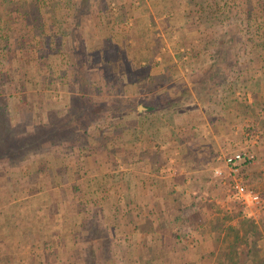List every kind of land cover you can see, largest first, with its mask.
<instances>
[{
    "label": "rangeland",
    "instance_id": "1",
    "mask_svg": "<svg viewBox=\"0 0 264 264\" xmlns=\"http://www.w3.org/2000/svg\"><path fill=\"white\" fill-rule=\"evenodd\" d=\"M76 1L0 0V176L11 182L12 196L36 179L51 186L57 176L62 185L75 186L71 174L78 180L109 171L108 181L121 179L122 187L130 181L135 196L160 201L177 225L198 224L202 231L237 226L238 215L246 213L230 196L218 157L243 147L248 129L259 135L254 147L264 152L261 99L252 108L253 96L252 103L245 100L246 91L257 94L264 86L257 81L262 72L255 51L256 42H264L258 16L264 0H230L250 6L257 14L253 23L235 7L218 15L209 0H79L83 11ZM138 105L144 106L140 112ZM34 137L38 143L26 145ZM103 151L112 159L97 163ZM92 152L95 163L86 160ZM255 161L247 176L256 184L264 178V155L255 153ZM233 218L238 222L227 225ZM94 219L99 225L101 218ZM259 226L264 240V221ZM103 242L104 248L116 244ZM234 250L226 247L224 262L253 264L260 256ZM176 251L159 254L173 264H186V258L202 264ZM92 256L101 254L81 252L76 262H105L92 263ZM126 256L124 264L130 263ZM107 257L116 264V253Z\"/></svg>",
    "mask_w": 264,
    "mask_h": 264
},
{
    "label": "crops",
    "instance_id": "2",
    "mask_svg": "<svg viewBox=\"0 0 264 264\" xmlns=\"http://www.w3.org/2000/svg\"><path fill=\"white\" fill-rule=\"evenodd\" d=\"M75 6L78 7V11H83L84 4L79 0L76 1ZM9 15L8 13V18ZM1 26L2 24H0V29ZM3 36L1 34L0 38ZM1 40L3 39H0V42H2ZM245 93L246 102H251L252 91ZM263 95L264 86H261L256 98L261 99L260 113L262 114L259 115V119L262 121H264ZM143 107L138 105V111L140 112ZM202 118L204 124H211L210 118L205 115H202ZM204 124H201L202 128L205 127ZM252 150L257 156L260 153L264 155L260 146H252ZM94 154L92 152L86 156V160L93 163ZM99 157L100 160L97 163L101 164L105 160L112 159L107 151L100 152ZM255 162L243 166L246 170L242 172L245 173V181L254 183L250 180L251 175L247 176V172L254 167ZM100 169L102 168L100 167L98 171H102ZM130 170L135 173L134 168L131 167ZM187 170L181 168L182 173L185 171L187 173ZM107 172L109 171L98 174L88 171L87 173H94L92 176L79 172L82 175L78 180H76L75 173H69L71 174L69 180L75 183V186L70 182L62 185L57 180V176L51 186L49 182H40L36 179L23 185L19 197L12 196L11 182L3 175L0 176V264H77L76 256L81 252L92 253V255L100 253L101 256H92L94 259L91 261L92 263L105 260L100 264H109L110 260L107 256L110 253H116V264H124L123 256L125 254H127L126 262H130L126 264H173L170 259H163L159 251L173 253V251L177 252L176 250L194 255L197 263L229 264L228 259L227 262H224L227 258L224 253L226 247L229 248L232 245H234L237 254L243 250L244 253H259L260 256L255 258L257 261H254L253 264L262 263L264 259L263 234L260 233L253 237L248 232L243 235L244 240L241 241L243 233L239 234L241 232L239 231L240 238L237 240L234 232L228 226L221 231L212 225V229L204 230V232L202 231L204 228H199L198 224L195 225V228L189 225H177L174 220L170 221L165 217V208H160L163 206L160 205V201L149 199L148 196L145 197L147 202L140 200L139 196H135L132 192L130 181L124 183L125 187H122L121 179L111 183L106 177ZM262 177H260L259 183H254L258 188H264V178ZM15 185L18 184L15 183ZM160 209L162 211L153 213V210ZM96 215L101 218L99 225H96L97 220L94 219ZM245 215L242 213L237 218L252 219L261 230L259 224L264 221V213L256 214V216ZM181 217L184 218L182 222H187L186 216L184 217L182 214ZM212 219L214 220V218ZM232 220L227 225H235L238 222H235L236 218ZM111 228L113 229L110 230ZM208 234L212 235V245L209 242L210 238H207ZM80 237L84 240H81ZM216 237L220 239L217 244H215ZM106 238L116 244L104 248L103 241ZM220 252H223L224 255L216 261ZM149 253L154 255L151 256ZM129 254H133V259L128 260ZM199 259L202 260L198 261ZM188 261L189 258H186V264H189Z\"/></svg>",
    "mask_w": 264,
    "mask_h": 264
},
{
    "label": "built area",
    "instance_id": "3",
    "mask_svg": "<svg viewBox=\"0 0 264 264\" xmlns=\"http://www.w3.org/2000/svg\"><path fill=\"white\" fill-rule=\"evenodd\" d=\"M243 134V147L225 153L221 157H218V159H222L226 167L230 196L243 206L244 212L247 215L256 216V214L264 213V192L247 184L242 176H240V171L243 166L255 161V153L252 150V146L256 144L259 135L250 129L245 130ZM215 173L220 175L223 171L216 169Z\"/></svg>",
    "mask_w": 264,
    "mask_h": 264
},
{
    "label": "trees",
    "instance_id": "4",
    "mask_svg": "<svg viewBox=\"0 0 264 264\" xmlns=\"http://www.w3.org/2000/svg\"><path fill=\"white\" fill-rule=\"evenodd\" d=\"M209 1H210V5L209 6L213 7L214 8V11L218 15H222V13H225V11L228 13V11L231 9V7H235V5L233 3H230V0H209ZM197 4H198V6H201V4H199V3H197ZM235 9L238 10V11H240V12H242L243 15H244V17L246 18V20L250 21V23H253L251 20H255V17H256L257 14L256 15H253V11L250 8V6L246 5V8H244V9L241 8L240 6H237V7H235ZM223 10H225V11L223 12ZM257 11H258V9H257ZM260 11H261V13H258V16H263V18H264V10H262L260 8ZM259 27H261V26H259ZM261 35L262 34H260V37H261ZM255 51H256V57L258 58V61L260 62V70L262 72V74H260V77L257 79V81L258 82L259 81H263L264 82V42H262L261 39H259V41L256 42ZM251 79H252V77L250 76V79L249 80H251ZM242 89L243 90H246L247 87H243ZM251 94H252L251 96H253V101L254 102L253 103H252V101L250 102V103H252L250 105V108H252L253 104L255 103V99H256V93L253 92ZM44 127H47V125L45 124ZM9 129H11V128H9ZM34 129H37V126H34ZM49 130H52V128L49 129ZM35 132H37V130L34 131L33 133H30V135L33 136L35 134ZM9 135L11 136L12 135V132H10ZM17 138L20 139V140L22 139V137H20V138L17 137ZM26 138H28V137H24L21 141L26 142ZM4 140L3 139H0V143H1L0 147L3 146ZM21 141H19V142H21ZM43 141H46V140H43ZM37 143H38V137H34V139L30 140L26 145H30V144L34 145V144H37ZM23 146H25V143H22L19 147H23ZM16 149L19 150L18 147H16ZM26 152H27V150H26ZM4 153L7 154L6 155L7 158L8 157L10 158L9 152L6 149H5V152ZM230 228H231V231L234 232L235 237H236L237 240L240 238L238 236V233H239V230L240 229L243 231L242 232L243 235H246L249 232V233H251L253 235V237L258 236V233L256 232V230H257V224L252 219H249V218L240 219L239 222H238V224H237V226H233V227H230ZM231 249L232 250L235 249L234 245L231 246Z\"/></svg>",
    "mask_w": 264,
    "mask_h": 264
}]
</instances>
